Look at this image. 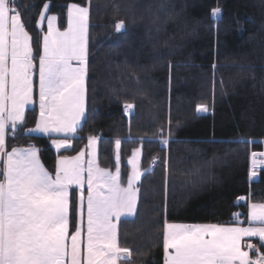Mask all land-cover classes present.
I'll use <instances>...</instances> for the list:
<instances>
[{"label":"trees","instance_id":"trees-1","mask_svg":"<svg viewBox=\"0 0 264 264\" xmlns=\"http://www.w3.org/2000/svg\"><path fill=\"white\" fill-rule=\"evenodd\" d=\"M15 2L36 55L34 84L43 5L49 3L46 15H56L60 29L69 4L89 8L86 120L72 148L58 154L49 138L25 135L36 120L34 107L15 138L8 137V151L35 145L55 173L58 155H76L95 135L99 166L114 170L120 139L125 184L127 161L140 147L137 213L118 223L120 246L132 252L129 264H163L165 221L246 224L247 204L264 203V165L250 180L252 153H264V0ZM216 7L218 21L211 16ZM120 21L125 27L117 32ZM125 103L133 105L130 114ZM200 104L208 110L198 113ZM242 196L246 200L239 202ZM76 219L73 188L70 233Z\"/></svg>","mask_w":264,"mask_h":264},{"label":"snow or ice","instance_id":"snow-or-ice-1","mask_svg":"<svg viewBox=\"0 0 264 264\" xmlns=\"http://www.w3.org/2000/svg\"><path fill=\"white\" fill-rule=\"evenodd\" d=\"M49 7L47 2L43 5L37 21L39 27L47 19L39 53V116L25 135L42 134L59 154L72 148L71 141L86 120L89 8L69 4L67 28L60 31L55 26L57 17L46 16ZM220 14V7L211 11L214 20ZM115 27L121 32L124 22ZM35 60L31 36L15 0H0V264H129L132 252L120 246L113 220L137 213V185L142 176L139 148L127 161L131 171L126 186L120 139L115 141V172L98 165L95 135L88 137L87 152L58 155L54 175L41 164L35 145L7 150L8 132L15 138L17 126L25 121L26 106L34 103ZM124 108L130 114L133 105L125 103ZM207 110L197 105L198 113ZM257 156L264 153H252L254 167ZM255 174L250 171V177ZM73 186L80 190V197L75 231L70 233ZM247 207V227L165 221L163 264H264V203ZM235 216L239 220L240 214ZM245 237L258 238L260 244L244 242Z\"/></svg>","mask_w":264,"mask_h":264},{"label":"crops","instance_id":"crops-1","mask_svg":"<svg viewBox=\"0 0 264 264\" xmlns=\"http://www.w3.org/2000/svg\"><path fill=\"white\" fill-rule=\"evenodd\" d=\"M67 12H68V8H67V11H66V26H65V28H67V19H68V17H67ZM46 16H56V15H53V14H47ZM57 17V16H56ZM42 24L44 25V28H45V33L47 32V19H45L43 22H42ZM55 26L60 30V31H63L64 29H60L59 28V26H58V18L56 19V21H55ZM42 49H43V43H42ZM73 63H75V62H73ZM37 71H38V76H37V83L36 84H34V103L33 104H31V105H28V106H26V109H25V115H26V112L29 110V109H32V108H36L37 109V111H38V113H37V116H36V118H38V116H39V95H38V93H39V58H38V60H37ZM83 122V121H82ZM20 125H18L17 127H19ZM35 127V123H34V125L32 126V128H34ZM10 135H12V133H11V131H9L8 132V137L10 136ZM35 135H40V136H43L42 134H35ZM88 143V142H87ZM87 145V144H86ZM51 146H52V143H51ZM19 148H27V147H19ZM52 148L54 149V151H56V149L52 146ZM83 149H85V151L87 152V149H86V147H84ZM61 150H63V149H61ZM60 150V151H61ZM10 151V150H9ZM57 152V151H56ZM132 155V154H131ZM131 157V156H130ZM96 158H97V142H96ZM140 158H141V154H140ZM39 159H40V156H39ZM85 160H87V155L85 156ZM40 162H41V160H40ZM97 162H98V159H97ZM41 164H42V162H41ZM43 165V164H42ZM99 165V164H98ZM44 166V165H43ZM85 166H87V165H85ZM45 167V166H44ZM101 167V166H100ZM0 168H2V165H0ZM102 168V167H101ZM140 170H141V168H140ZM110 171H112V172H115V169L114 170H110ZM131 171V166L129 165V172ZM142 172V171H141ZM52 173V172H51ZM255 173H256V171H255ZM53 175L55 174V173H52ZM85 176H86V173H85ZM257 179V175L255 174V176H252V177H250V180L251 181H255ZM126 183H127V181H126ZM126 183L124 184L125 186H126ZM139 183V182H138ZM138 186V185H137ZM76 189V191H77V209H78V205H79V197H80V190L78 189V188H76L75 186H73L71 189ZM71 189H70V191H71ZM84 189H85V191H84V197H85V200H84V209H83V213H84V222H85V226H86V221H87V184L85 183V185H84ZM242 197H244V196H242ZM69 199H70V195H69ZM137 201H138V199H137ZM239 202H244L245 200H238ZM247 213H248V209H247ZM134 216H122L118 221L117 220H115V218H114V220H113V222L114 223H116L117 224V227H118V223H119V221L120 220H122V219H128V218H133ZM69 220H70V210H69ZM178 224H190V223H178ZM222 226H242V227H247L248 226V221L246 222V224L245 225H241V224H232V225H222ZM75 231V230H74ZM69 232H70V227H69ZM253 239V240H255L257 243H258V245L260 244V241L258 240V238H255V237H253V238H249V237H245L244 239Z\"/></svg>","mask_w":264,"mask_h":264},{"label":"rangeland","instance_id":"rangeland-1","mask_svg":"<svg viewBox=\"0 0 264 264\" xmlns=\"http://www.w3.org/2000/svg\"><path fill=\"white\" fill-rule=\"evenodd\" d=\"M89 24V23H88ZM131 111V110H130ZM201 113H204V112H201ZM139 149H140V147H139ZM141 150V149H140ZM156 160H157V158H156ZM155 160V161H156ZM261 162H262V165H264V158H262V160H259V161H256V164H255V167H259L260 165H261ZM153 164V163H152ZM254 167V165H253V157L251 156V171L252 170H254V171H256V169H254L255 168ZM148 169H150V168H148ZM142 171V170H141ZM143 173H144V171H142V175H143ZM141 179V178H140ZM139 184V183H138Z\"/></svg>","mask_w":264,"mask_h":264},{"label":"built area","instance_id":"built-area-1","mask_svg":"<svg viewBox=\"0 0 264 264\" xmlns=\"http://www.w3.org/2000/svg\"><path fill=\"white\" fill-rule=\"evenodd\" d=\"M262 158H263L262 156H257L256 157V161L262 160ZM260 166H262V162H261V165ZM248 241H251L252 243L258 245V243L255 240H253V239H248V238L247 239H244V242H248ZM245 250H247V249H245ZM250 255H252L251 252H250Z\"/></svg>","mask_w":264,"mask_h":264}]
</instances>
